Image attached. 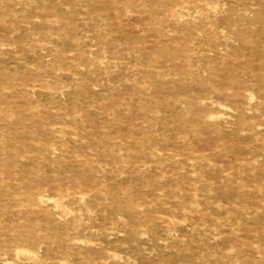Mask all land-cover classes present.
I'll list each match as a JSON object with an SVG mask.
<instances>
[{"label": "rangeland", "instance_id": "obj_1", "mask_svg": "<svg viewBox=\"0 0 264 264\" xmlns=\"http://www.w3.org/2000/svg\"><path fill=\"white\" fill-rule=\"evenodd\" d=\"M0 264H264V0H0Z\"/></svg>", "mask_w": 264, "mask_h": 264}]
</instances>
